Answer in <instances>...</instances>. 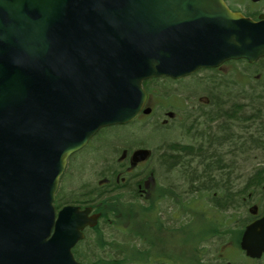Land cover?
Instances as JSON below:
<instances>
[{"label": "water", "instance_id": "1", "mask_svg": "<svg viewBox=\"0 0 264 264\" xmlns=\"http://www.w3.org/2000/svg\"><path fill=\"white\" fill-rule=\"evenodd\" d=\"M260 58L264 15L224 0H0V264H80L100 215L56 211L60 177L100 130L150 114L145 81ZM241 247L264 254V217Z\"/></svg>", "mask_w": 264, "mask_h": 264}, {"label": "rangeland", "instance_id": "2", "mask_svg": "<svg viewBox=\"0 0 264 264\" xmlns=\"http://www.w3.org/2000/svg\"><path fill=\"white\" fill-rule=\"evenodd\" d=\"M224 1L230 8L243 14L252 13L264 4V0L260 5H253L249 0ZM146 86L149 90L148 107L152 109L151 115L141 116L128 125L100 131L86 148L73 154L60 177L55 200L56 196L60 201L75 196V193L77 197H81L87 189L92 190L93 187L102 191L108 189L109 192H105L111 196L117 195L124 185L122 178L127 176L113 171L117 167L116 160L123 151H132L138 146L150 150L152 156L146 166L132 171L130 176L135 181L142 173L151 170L155 173V180L160 185L175 188L176 190L171 191L180 199L183 198L180 196L183 193L178 189L185 185V176H194L193 181L198 183L201 182V172L204 171L209 177L207 181L211 178L208 186L228 181L231 182L230 185H238L244 182L253 170L263 168L264 147L259 149L257 146L264 143V64L249 66L244 62H232L227 63L220 74L217 71H199L178 81L157 79ZM204 99L210 100L211 108H203L206 104ZM195 109L200 111L199 115L206 117L199 118L195 114L192 123L187 116L189 113H195ZM166 112L173 113L175 120L171 122L164 115ZM215 113L217 117L210 116ZM162 119L170 124L166 127L160 126ZM222 129H226V135ZM169 144L187 146L189 155L187 154L185 163L171 162L162 165V154ZM212 158L215 160L209 162ZM133 178L129 181L131 185L134 184ZM108 179H111L112 183L115 179L117 182L115 180V184L103 186L102 182ZM78 190L82 194L78 193ZM114 190L119 191L113 192ZM123 195L121 192L119 202L126 210L133 200H125ZM60 203L62 206L65 204ZM182 205L176 206L174 217H185ZM207 205L211 207L210 203ZM193 208L201 212L200 204ZM134 210L142 211L141 205L134 206L133 213ZM163 211L162 218L171 217L172 210L169 212L166 208ZM139 217L140 214L137 213L131 218L123 217L120 223L115 222V219L113 223L111 216L100 221L95 232H86L85 240L75 249L74 255L81 262L96 264L137 262L134 259H139L141 246L134 232L135 222ZM187 257L193 258L192 255ZM202 260L204 262L205 258L200 257L197 264ZM189 262L195 264L193 261Z\"/></svg>", "mask_w": 264, "mask_h": 264}, {"label": "flooded vegetation", "instance_id": "3", "mask_svg": "<svg viewBox=\"0 0 264 264\" xmlns=\"http://www.w3.org/2000/svg\"><path fill=\"white\" fill-rule=\"evenodd\" d=\"M262 2L263 0H259L258 2H251V4L260 5ZM261 5V8L253 10L252 13L243 15L258 21L259 17L264 15V4ZM237 62L254 66L259 63L264 64V58H260L254 64H248L246 61ZM226 64L215 69V71L220 74ZM153 81H149L144 85L152 84ZM149 98L150 96L147 94V105L149 104ZM202 99L199 100L200 104ZM204 103H206L203 106L204 109L211 108L210 100L204 99ZM199 112L198 109H195V113L188 114L187 117L190 122L193 123L195 120L193 117L195 114L199 118L206 117L205 115H199ZM168 114L169 112H166L164 115L171 122L174 121V114L171 113L172 116H168ZM141 116L143 115L140 114L137 119ZM159 124L166 127L170 122L162 119ZM140 149L146 148L138 146L132 151H123L119 159L116 160L117 167L114 168L115 172L119 171L118 173L128 177V179L123 177L121 180L124 184L120 188V192L124 194L122 198H125V200L133 199L130 194L134 193L137 197L135 206L141 205L142 211L138 210L136 212L134 210V215L140 214L135 222L136 232H134L141 246L138 264H191L189 261L197 264L200 257L205 258V261H199L198 264H264V254L258 257H249L241 247L247 228L257 224L264 217V169L253 170L247 179L238 183V185L235 183L230 185L231 182L228 181V183L222 182L209 186L208 182L211 178L207 181V176L203 171L201 172V182H194V176L185 178V185L178 189L183 193V195H180L183 198L180 199L174 191H171L176 189L160 185L155 180V173L151 170L145 171L142 176H138L139 179L136 178L134 181L130 173L147 164L152 156L149 150V156L145 161L134 164L132 153ZM131 178H133V185L129 182ZM124 181H127V183H124ZM113 183L111 179L102 182L103 186H110ZM106 190L109 192L108 189ZM115 191L118 190L113 192ZM210 191L212 192L210 193ZM206 200L208 201L206 202ZM181 202L184 204L182 205ZM208 203L211 207H208ZM178 204L182 205V210H184L185 217L183 218L174 217ZM199 204L201 205L200 213L193 208V206ZM166 208L169 212L172 210L170 218L161 217L164 213L163 210ZM93 213L96 212L93 210L91 214ZM219 215L225 216L218 218ZM215 216L217 219H212ZM205 217L206 220L204 221ZM181 221L183 222L181 223ZM99 223L93 229H86L84 235L87 231L95 232L99 227ZM255 230L259 231L257 227ZM190 255H192V259L187 257ZM77 262L96 264L79 260Z\"/></svg>", "mask_w": 264, "mask_h": 264}, {"label": "trees", "instance_id": "4", "mask_svg": "<svg viewBox=\"0 0 264 264\" xmlns=\"http://www.w3.org/2000/svg\"><path fill=\"white\" fill-rule=\"evenodd\" d=\"M144 89L147 91V93H149L147 86H144ZM210 116L213 118L217 117L216 113L214 116L213 115H210ZM222 128H224V126ZM223 132H224V135H226V129L223 130ZM263 145H264V143H261L259 146H257V148L263 149V147H264ZM188 150L189 149H187V146H179V145H175V144H171V145L169 144L167 146V149L164 152V154H162V156H163L162 165L163 164L165 165V164H168L171 162H172V164L185 163V161H187V156L189 155ZM184 158H186V160H184ZM171 159H172V161H171ZM181 159H183L184 161L182 160L183 161L182 162ZM214 160L215 159L212 158V159H209L208 161L213 162ZM261 169H264V165H263V168H261ZM113 171H114V169H113ZM206 176H207L206 179H208L209 177L207 174H206ZM185 178H188V176H185ZM105 190L102 191L96 187H93L92 190L87 189L85 194L80 193L81 191L78 190L77 192L82 194L81 197H77V194L75 193V196L72 195L68 198H65V199L63 198L60 201L58 199V196H56V200L54 203L55 209L58 210L61 207L68 205V204L80 206V207L91 206V208L94 210V212L101 214V217H100L101 221L102 220L104 221L111 216L113 223H114V219H115V222L119 221V223H120V220L123 217L124 218L125 217L131 218L134 216L133 207L137 203V197H135L134 193L130 194V195H132V198H133L130 200H133V203H131L128 206V209L125 210L124 209L125 207L123 206V204L119 202L120 197H121V192H119L117 195L111 196L108 192H105ZM102 192H104V193H102ZM60 202H64L65 204L62 206ZM110 208H112V210H109ZM117 217L120 219H118ZM135 237H136V234H135ZM134 260L139 262L137 258H135ZM137 262H132V263L136 264ZM110 264H114V263L111 262ZM116 264H119V263H116Z\"/></svg>", "mask_w": 264, "mask_h": 264}]
</instances>
